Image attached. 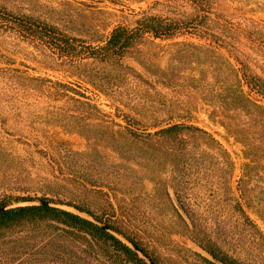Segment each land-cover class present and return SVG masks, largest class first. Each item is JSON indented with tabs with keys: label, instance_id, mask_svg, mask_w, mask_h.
<instances>
[{
	"label": "rangeland",
	"instance_id": "1",
	"mask_svg": "<svg viewBox=\"0 0 264 264\" xmlns=\"http://www.w3.org/2000/svg\"><path fill=\"white\" fill-rule=\"evenodd\" d=\"M0 7L84 45L143 14L193 11L186 0ZM209 7L219 42L146 36L111 64L64 61L0 28V202L44 196L123 215L157 264H208L196 244L207 239L240 264H264V96L249 93L262 108L250 114L223 101L248 90L244 68L264 80V0ZM173 124L193 128L154 134ZM13 247L0 246V264H32Z\"/></svg>",
	"mask_w": 264,
	"mask_h": 264
},
{
	"label": "trees",
	"instance_id": "2",
	"mask_svg": "<svg viewBox=\"0 0 264 264\" xmlns=\"http://www.w3.org/2000/svg\"><path fill=\"white\" fill-rule=\"evenodd\" d=\"M186 1L193 7L190 13L182 12V16L178 17L143 14L135 20L133 28L117 25L104 40H97L96 45H84L83 40L68 36L48 23L28 15H16L3 7H0V28L17 31L23 37L44 45L60 59L71 63H80L81 60L88 59L104 64L121 61L129 49L146 36L152 39H171L189 34L198 37L210 36V39L219 42L220 39L216 35L207 31L216 21L211 17L210 0ZM243 76L247 79L248 90L239 89L223 101L231 105L233 109L246 114L252 113V110H262L249 93H256L263 97L264 80L258 75H250L245 68ZM181 128L193 127L173 124L156 130L154 134L177 132ZM194 129L201 130L196 127ZM39 198L67 204L91 214L133 242L156 262L131 233L132 227L123 215L114 213L103 218L73 203L44 196ZM18 199L27 200L30 197ZM4 204L6 203L0 202V206ZM196 244L209 257L221 264H240L223 253L209 239ZM5 245L23 248L19 250V253L24 252L22 260L32 264H145L118 238L98 225L73 212L51 206L25 205L1 212L0 246ZM17 260L6 259L3 264H13ZM204 260L208 264H217L209 258Z\"/></svg>",
	"mask_w": 264,
	"mask_h": 264
},
{
	"label": "water",
	"instance_id": "3",
	"mask_svg": "<svg viewBox=\"0 0 264 264\" xmlns=\"http://www.w3.org/2000/svg\"><path fill=\"white\" fill-rule=\"evenodd\" d=\"M25 205H29V206H51V207H57V208H61V209H64L63 207L71 208L72 209L71 211L67 210V209H65V210L73 212L74 214L93 222L94 224L98 225L101 229L109 232L110 234H112L113 236L118 238L123 244H125L129 249H131L134 253H136L138 255V257L145 262V264H157L149 256L144 254L133 242H131L130 240H128L126 237L119 234L118 232L109 228L106 223L94 218V216H92L91 214H89L87 212L80 211L77 208L70 206V205H67V204H62L59 202L49 201V200L41 199V198L17 200V201H13L11 203H8V204L1 205L0 206V213L3 211H6L8 209H11V208H15L18 206H25ZM209 259L213 260L217 264H221L218 261L212 259L211 257H209Z\"/></svg>",
	"mask_w": 264,
	"mask_h": 264
}]
</instances>
